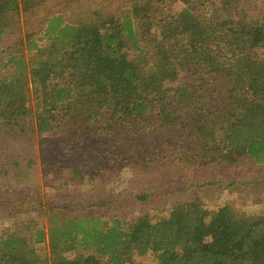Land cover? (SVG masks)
Returning a JSON list of instances; mask_svg holds the SVG:
<instances>
[{
    "label": "trees",
    "instance_id": "obj_1",
    "mask_svg": "<svg viewBox=\"0 0 264 264\" xmlns=\"http://www.w3.org/2000/svg\"><path fill=\"white\" fill-rule=\"evenodd\" d=\"M53 1L0 0V43L21 25L27 31L20 49L0 57L1 128L33 124L47 142L134 139L139 147L125 144L104 158L113 170L130 155L140 162L153 152L169 153L173 165L179 158L169 147L136 141L139 132L149 139L172 129L200 139V165L264 166V61L254 57L264 48V12L251 15L253 0H122L116 11L94 12L97 24L55 10ZM179 2L184 8L174 15ZM72 149L67 157H75ZM196 150L186 152L188 165L198 162ZM104 162L97 170L70 162L61 172L65 185L101 179L111 171ZM40 210L47 228L16 224L0 237V264H129L138 256L153 257L152 264H264V212L249 217L226 204L210 213L188 202L158 222L127 223L88 210ZM46 243L48 261L36 249Z\"/></svg>",
    "mask_w": 264,
    "mask_h": 264
},
{
    "label": "rangeland",
    "instance_id": "obj_2",
    "mask_svg": "<svg viewBox=\"0 0 264 264\" xmlns=\"http://www.w3.org/2000/svg\"><path fill=\"white\" fill-rule=\"evenodd\" d=\"M121 2L122 0H54L52 6L55 10L61 7L72 9L69 13L74 12V19L81 23L97 24L99 18L93 16L94 12L102 8L104 12L116 11ZM183 8L182 3H175L171 13L175 15ZM248 10L253 16L264 12V0H253ZM32 29L38 33L37 27ZM26 35L23 25L8 32L0 43V57L20 49L21 38ZM254 57L264 61V48L255 50ZM185 79L186 76L182 74L178 84ZM8 131L9 129L0 127V237L14 231L15 225L21 223L30 226L31 222H40V226L47 228L48 220L43 219L40 209L45 210L51 206L64 207L73 212L88 210L86 212L90 214L106 219H120L127 223L143 216H147L152 222H158L166 218L174 206L188 202H198L210 213L226 204L234 206L249 217H257L264 212L263 165L255 166L249 160H239L233 165H200L201 155L205 153L201 149L204 145L200 139H181L178 136L183 132L174 129L157 131L149 139L145 136L150 134L139 132L141 136L136 138L139 143L143 139L146 144H154L159 151L162 147H169V151L176 152L179 159L173 165L170 162L166 164L167 158L174 159L169 153L167 157H160L153 152L152 156H147L146 160L140 162L132 155L125 163L119 160L114 170L110 162H104V158L115 157L121 148L125 149V144H131L134 139L127 141L126 137L123 141V138H119L117 143V139L113 138L88 136L76 143L61 139L47 142V139L38 136L33 124L29 123L12 133ZM131 145L139 147L138 144ZM71 147L75 157H67ZM196 148L193 156L194 160L198 157V162L188 165L187 162L193 160L188 159L190 154L186 152ZM184 153V156L180 155ZM60 162L64 168L55 166ZM70 162L94 167L92 170H97L96 166L104 162L111 171L100 172L98 176L101 179H89L84 184L68 181V185H65L61 172ZM130 163L134 164L128 165ZM143 163L147 165L139 168ZM169 164L172 166L169 167ZM182 167L186 169L180 173L179 168ZM89 174L95 175L93 171ZM37 197L42 207L36 204ZM28 201L30 203L25 204ZM68 215L69 218L74 217L73 214ZM34 229L32 225L30 231L26 229L24 233L31 236ZM36 249L44 261L50 260L47 243L36 245ZM153 262L151 256H138L129 264Z\"/></svg>",
    "mask_w": 264,
    "mask_h": 264
}]
</instances>
